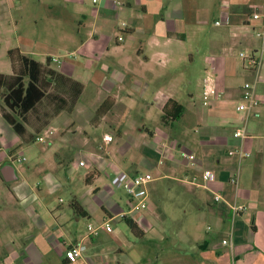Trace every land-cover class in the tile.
<instances>
[{
  "label": "crops",
  "instance_id": "0c3cea01",
  "mask_svg": "<svg viewBox=\"0 0 264 264\" xmlns=\"http://www.w3.org/2000/svg\"><path fill=\"white\" fill-rule=\"evenodd\" d=\"M256 13L259 19L253 20ZM225 16L228 26H214L222 30L204 36L203 26ZM16 19L25 24L43 23L42 33L23 35L24 42L17 49L40 63L46 74L44 97L24 120L18 119L25 130L22 136L0 111V152L7 155L0 158V183L6 185L0 191V264H264V77L254 86L262 101L259 106L249 114L236 110L243 84L255 77L244 67L239 53L258 56L261 52L257 34L264 29V0H0V24ZM205 37L212 55L205 59L206 69L195 81L181 71L193 60L194 46ZM36 54L44 59L33 58ZM203 71L213 75L216 85V96L207 106L202 103ZM0 74L12 76L11 63L10 71ZM86 76L94 83L98 98L104 93L100 101L95 97L94 111L77 105ZM196 97L201 105L195 104ZM170 100L182 107L173 120L168 116L177 115L175 106L164 115ZM65 113L84 118L91 128L79 130L77 120H65ZM90 118L97 119L95 124L89 123ZM52 121L63 129L52 135L57 150L63 148L68 128V142L75 140V147L93 161L83 180L87 186L79 194L72 191L70 200L78 202L88 215L83 233L76 227L74 233H65L60 221L67 214L58 208L53 221L44 220L52 211L49 206L52 194L60 188L58 180L46 175V186L52 192L45 197L43 178L37 182L31 175L34 170L35 174L42 171L44 161L23 166L26 159L18 161L14 152L36 142L42 131L51 130ZM102 124H108L109 130L100 134ZM243 127L247 137L235 138L234 131ZM107 133L113 135V141L104 144L102 137ZM240 146L250 153L241 163L236 156L227 155ZM184 155L196 159L198 166L189 165ZM61 160L54 153L51 164L57 168ZM108 170L118 176L112 179L115 186L136 173L152 175L148 211L155 182L166 181L165 188L181 198L176 207H181L183 216L172 222L186 225L188 234L179 241L176 255L130 257L115 234L109 240L104 238L106 231L87 236L88 224L100 226L107 217L127 208V197L123 199L112 187L108 193L97 186L90 188ZM203 171L211 172L214 180L203 184ZM234 174L238 175L237 187L229 182ZM193 178L200 185L191 184ZM213 193H219L223 201L215 203ZM227 202L242 205L245 211L231 221ZM69 212L79 223L81 217ZM145 216L141 215L140 222ZM202 221L207 222L204 230ZM136 223L145 235V229ZM80 241L86 246L83 256L68 260L67 248ZM106 246L114 251L106 252Z\"/></svg>",
  "mask_w": 264,
  "mask_h": 264
},
{
  "label": "rangeland",
  "instance_id": "374dc122",
  "mask_svg": "<svg viewBox=\"0 0 264 264\" xmlns=\"http://www.w3.org/2000/svg\"><path fill=\"white\" fill-rule=\"evenodd\" d=\"M14 3H16V1H14ZM16 13L17 11L15 10L14 14L17 15ZM42 24L43 23L40 20L37 22V25H35L33 24L32 21L27 22V24H25L19 21L18 19H16L15 22L8 20L5 24L4 23L0 24V71L1 72L10 71V61L7 56V51L10 49L18 48L17 46H19L24 42V39H22L23 35L25 36V34L30 33L38 36V34L42 33V29H44ZM29 25L33 27L37 26L39 29L36 31V29L33 27H26ZM201 30L204 36L207 35L208 37H210L211 33L215 34L218 31L222 30V28L214 27L213 22H211L208 26H203ZM40 38L41 37H31L30 39L35 41L42 40ZM207 38L205 37L204 40L201 38V40H199L198 43L194 46L195 50L192 51L193 60L187 61V63L185 64V69L181 71L185 76L190 77V79H195V81L199 76H201L200 74H202V70L206 69L207 64L205 62V59L210 55H212L210 48L207 46L208 43ZM46 40L52 43L56 42V40L52 38H47ZM53 54L56 55V53ZM62 54L65 53H60V55ZM71 57L72 56H70L69 59H71ZM33 58L41 59V60L44 59L42 55H38V54L33 55ZM87 77L88 76H86L85 79L86 81L84 86V92L80 100L78 101L77 105L79 107L85 106L86 108L93 109L94 111V107H92V105L95 102L94 101L95 97L98 98V95L93 92L96 89L94 83L89 82ZM203 77H204V71L202 78ZM263 77H264V61L261 66L259 78L262 79ZM99 95H100L99 98L102 99L103 97L102 95H104V93L100 92ZM99 98L98 100L100 101ZM194 100H195V104L201 105V100L200 101L197 100V97ZM96 104H99V102H96ZM119 110H120V106H118L117 109L115 108L113 112L114 115L118 114ZM32 116L34 117L35 114H33ZM64 117L65 120L69 118L76 119L77 122L79 123L78 124L79 130L83 128L89 130L91 128V126L85 121L84 118H80L75 114L69 117L65 113ZM92 119L93 118L89 119V123L93 125L95 124V122L93 121H96L97 119H93V120ZM61 122H62L61 125L62 124L64 125V119L61 120ZM107 125L102 124L99 127L98 132L100 134H103L105 131H108L109 128ZM49 126H50L49 128H52L51 130L53 131V133L55 131L57 133L63 131L62 126L55 125L53 121L50 122ZM46 131L47 129L42 131L39 136L45 138ZM67 131L68 128L65 130V133L63 135V139H64L62 143L63 148L61 150H57L58 147L52 143L51 141L52 136H47L44 142L36 141L30 144L29 146H24L21 149L18 148L14 152L15 155L17 156L25 157L26 161L21 162V165L23 166L30 167L36 160L44 161L42 164V171L38 172V174H35V170H34V172L31 173V175L32 177L37 178L36 179L37 182H39L40 179L43 178V181L45 183L43 186V194L45 197L48 195L49 192H52L51 187L46 186V182H45L47 181L46 175L48 174L50 176L53 175L58 180V185L60 188L58 191L52 194L53 195L51 197L52 203L49 206V208L52 209V211L48 213L49 215L46 214L44 215L43 217L44 220L46 222L53 221L54 220L53 216L57 217L58 215V213L56 212V209L58 208L60 212L64 211L67 214V219L65 215H62L63 219H61L60 221L63 223L65 233H70V232L74 233L75 230L74 227H76L78 233L80 232L83 233L86 231L87 219L80 218V222L75 223L74 218L69 216L70 213L69 203L70 200L72 199V191L74 192L77 191L78 193L82 187L87 186L84 184L83 180L85 176L89 175V174L86 175L85 173L88 172L89 170H92L93 161L92 159L90 160L89 156L85 152H83V150H81L79 147H75L77 146L76 144H74L75 140L70 143L68 142L71 134L69 133V131L68 132ZM54 153L60 159H62L61 163H59V166L57 168L55 165L51 164V159H53ZM0 158H7L6 151L0 152ZM46 159L49 160L46 161ZM80 163H83V165L80 166ZM54 168H56V170H54ZM141 173H147V172H141ZM116 176L117 174L116 175L113 174L112 171L109 170L107 172L103 171L102 174L100 175L99 180L97 179L96 182L90 188H95L97 186L100 188L101 191L108 193V191L112 187L113 191H115L117 195H121V197H123L124 199L126 197V194L122 189V187L120 185L115 186L112 184V179L115 178ZM67 177L69 178V180L66 179ZM121 183L122 182H120V184ZM153 185H155V188L151 192V196H150L151 209H149V211L151 212H149L148 210L143 212V215L144 214L146 215L145 216L146 220L139 222L140 225L146 231L145 235H143V237L134 236V234L130 231V229L127 227L125 222L121 220L119 222H112L111 223V227L113 230L112 233L105 232L106 235H104V238L106 240H109L112 237L111 234H115L119 239V243L122 251L127 255H129L130 257L151 256L156 254H160L162 256L176 255L179 241L184 237H186L188 234L186 225L177 226V224L175 223L173 224L172 222V220L179 219L183 216L181 207H176L177 203L181 202V198L178 199L176 196H174L173 192L165 188L166 181H158L155 182ZM5 187H6L5 184L0 183V191L5 189ZM88 188L89 186L87 187V189ZM170 210H173L174 212L170 213L169 212ZM200 226L202 230H204L207 226V222L202 221L200 223ZM112 250L114 251V249H112L111 246H106L105 249L106 252H111Z\"/></svg>",
  "mask_w": 264,
  "mask_h": 264
},
{
  "label": "built area",
  "instance_id": "2783aa9c",
  "mask_svg": "<svg viewBox=\"0 0 264 264\" xmlns=\"http://www.w3.org/2000/svg\"><path fill=\"white\" fill-rule=\"evenodd\" d=\"M253 20L259 19V14H253L251 16ZM214 26H228L229 21L228 17H222L219 20L213 22ZM257 36L261 39V52L258 56H255L251 53L240 52L239 58L244 64L246 69L254 72V80L252 82H245L242 86V93L240 100L236 105V110L238 112L249 114L251 113L256 107L259 106L260 100L256 96L254 91L255 84L259 81L258 77V69L263 62L264 59V29L262 32L258 33ZM120 40V38H119ZM53 61H57V59H53ZM216 96V85L213 78V75L209 72H206L203 78L202 83V103L203 105H209L210 99ZM46 137L52 136L53 131L47 130L45 132ZM45 137V138H46ZM234 137L238 139H245L247 137V133L243 128H239L234 131ZM45 138L37 137L36 141L44 142ZM102 141L104 144H109L113 141V135L111 133H107L103 135ZM228 156H236L238 162L241 163L245 159L250 157V153L246 152L241 146L235 149L229 150L227 152ZM187 163L193 167L198 166V162L190 155H184ZM18 161H25L23 156H16ZM83 163H80L82 166ZM202 183H207L209 181L214 180V175L209 171H203L200 175ZM154 180L151 174L149 173H136L132 176H128L124 178L120 184L122 189L124 190L126 197L128 199L127 208L126 210L114 217H107L105 221L100 226H93L91 224L87 225V236L88 237H96L99 235L100 231H111V223L114 221H120L124 217L131 218L136 222H140V217L148 209L149 204V195H148V186ZM197 179L193 178L190 183L193 185H200V183L196 182ZM230 184L234 187L238 185V175L234 174L230 177L229 180ZM213 201L215 203L222 202L223 199L219 193H213ZM228 213L230 216L231 221H233L236 217H238L242 212L245 211V207L233 202H227ZM223 244H227L226 241H222ZM86 250V246L83 242H78L69 246L65 252V257L68 260H74L81 258L83 253Z\"/></svg>",
  "mask_w": 264,
  "mask_h": 264
},
{
  "label": "trees",
  "instance_id": "16d2710c",
  "mask_svg": "<svg viewBox=\"0 0 264 264\" xmlns=\"http://www.w3.org/2000/svg\"><path fill=\"white\" fill-rule=\"evenodd\" d=\"M7 56L11 63L13 75L5 77L0 74V89L4 90L3 93H0V111L15 133L22 136L25 130L18 119L24 120V116L32 111L35 105L44 97L42 85L46 71L40 63L21 54L17 48L8 50ZM48 72L49 75L54 74ZM174 106L179 109L177 115L168 116L166 109ZM181 111L182 107L175 101L170 100L165 104L164 115L171 120L177 118ZM69 207L76 217L84 218L88 216L75 200L69 203ZM122 221L125 222L134 236L143 237V231L140 230L134 220L124 217Z\"/></svg>",
  "mask_w": 264,
  "mask_h": 264
},
{
  "label": "water",
  "instance_id": "95a60500",
  "mask_svg": "<svg viewBox=\"0 0 264 264\" xmlns=\"http://www.w3.org/2000/svg\"><path fill=\"white\" fill-rule=\"evenodd\" d=\"M4 180H6V181H10V179H9V178H7V177H4Z\"/></svg>",
  "mask_w": 264,
  "mask_h": 264
}]
</instances>
